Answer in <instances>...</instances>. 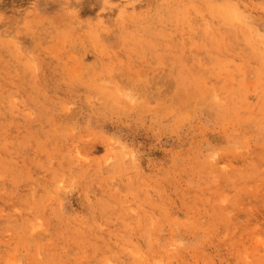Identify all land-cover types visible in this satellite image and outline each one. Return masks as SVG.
Returning <instances> with one entry per match:
<instances>
[{
	"label": "rangeland",
	"instance_id": "374dc122",
	"mask_svg": "<svg viewBox=\"0 0 264 264\" xmlns=\"http://www.w3.org/2000/svg\"><path fill=\"white\" fill-rule=\"evenodd\" d=\"M0 264H264V0H0Z\"/></svg>",
	"mask_w": 264,
	"mask_h": 264
},
{
	"label": "bare ground",
	"instance_id": "6f19581e",
	"mask_svg": "<svg viewBox=\"0 0 264 264\" xmlns=\"http://www.w3.org/2000/svg\"><path fill=\"white\" fill-rule=\"evenodd\" d=\"M95 141V140H94ZM97 142V141H96ZM99 144V143H98ZM107 149H108V147H107ZM53 208H54V206H53ZM56 212V211H55ZM163 216V215H162ZM164 218H165V215H164Z\"/></svg>",
	"mask_w": 264,
	"mask_h": 264
}]
</instances>
